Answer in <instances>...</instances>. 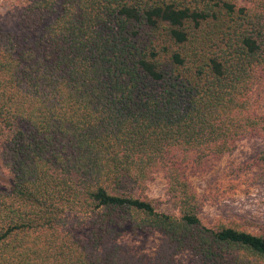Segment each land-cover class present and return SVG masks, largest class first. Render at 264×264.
I'll return each instance as SVG.
<instances>
[{
	"label": "trees",
	"instance_id": "obj_1",
	"mask_svg": "<svg viewBox=\"0 0 264 264\" xmlns=\"http://www.w3.org/2000/svg\"><path fill=\"white\" fill-rule=\"evenodd\" d=\"M9 3L0 264H264V227L205 225L184 169L264 138V0ZM160 172L177 215L134 192ZM127 232L159 234L156 256Z\"/></svg>",
	"mask_w": 264,
	"mask_h": 264
},
{
	"label": "rangeland",
	"instance_id": "obj_2",
	"mask_svg": "<svg viewBox=\"0 0 264 264\" xmlns=\"http://www.w3.org/2000/svg\"><path fill=\"white\" fill-rule=\"evenodd\" d=\"M10 0H0V18L10 7ZM255 98L264 115V82L256 86ZM264 155V138L239 142L237 149L222 158H208L200 165L191 159L184 164L187 178L202 201L200 219L207 226L224 222L260 233L264 227V168L258 158ZM167 180L156 173L145 192H134L153 202L156 209L177 215L167 195ZM119 244L137 258L151 259L157 254L161 236L157 233H124ZM178 264H199L190 253L177 257Z\"/></svg>",
	"mask_w": 264,
	"mask_h": 264
}]
</instances>
